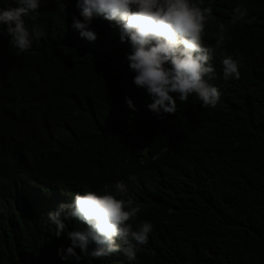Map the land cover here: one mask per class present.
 I'll list each match as a JSON object with an SVG mask.
<instances>
[{
	"label": "trees",
	"instance_id": "trees-1",
	"mask_svg": "<svg viewBox=\"0 0 264 264\" xmlns=\"http://www.w3.org/2000/svg\"><path fill=\"white\" fill-rule=\"evenodd\" d=\"M240 4L251 23H231ZM15 6L0 0V10ZM203 6L216 18L205 44L224 23L231 39L221 50L243 55L240 79H223L218 55L217 106L177 98L176 114L159 119L109 22L93 19L94 42L72 27L83 19L76 0L64 11L41 0L39 15L24 18L45 32L26 53L16 55L0 26V264H130L122 251L77 261L67 232L87 225L66 219L58 237L48 219L76 193L103 194L108 184L116 195L118 180L128 185L118 198L142 209L133 229L153 225L133 264H264V0Z\"/></svg>",
	"mask_w": 264,
	"mask_h": 264
},
{
	"label": "clouds",
	"instance_id": "clouds-1",
	"mask_svg": "<svg viewBox=\"0 0 264 264\" xmlns=\"http://www.w3.org/2000/svg\"><path fill=\"white\" fill-rule=\"evenodd\" d=\"M54 2L64 11L68 0ZM203 3L204 0H76L83 19L74 16L72 27L81 38L94 42L97 34L90 27L93 19L102 17L109 22L119 41L130 45L127 61L130 71L135 73L132 82L150 96L152 102L147 107L159 119L176 114L177 98L186 103L194 96L205 109L217 106L222 93L210 81L216 78L213 61L218 55L223 79H240L243 55L233 58L221 50L224 42L231 39L226 35L225 24L218 25L214 44L204 42L208 23L216 18L212 8L204 7ZM15 4V7L0 10V26L6 28L10 46L20 55L28 52L34 41L39 42L45 32L35 24L29 30L24 20L30 14L33 19L39 15L41 0H15ZM247 17L248 9L240 4L231 13V23H251ZM125 100L135 111L133 101L127 97ZM128 179L134 181L135 177ZM110 187L105 184L103 194L76 193L71 203H62L57 211L48 213L58 237L66 229V219L87 225L84 231L67 232L71 242L67 254L77 261L81 255L102 259L122 251L133 264L139 248L149 241L153 230L151 222L140 221L135 230L130 223L137 220L141 207L133 198H118L127 193L128 185L122 180L116 181V195L109 192ZM93 244L95 247L90 249Z\"/></svg>",
	"mask_w": 264,
	"mask_h": 264
}]
</instances>
